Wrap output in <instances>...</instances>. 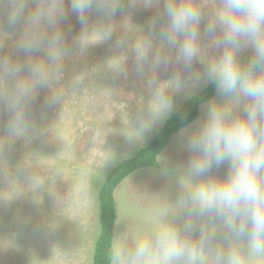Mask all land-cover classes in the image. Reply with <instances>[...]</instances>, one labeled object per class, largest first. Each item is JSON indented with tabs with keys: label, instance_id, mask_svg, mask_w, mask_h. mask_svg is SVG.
Wrapping results in <instances>:
<instances>
[{
	"label": "clouds",
	"instance_id": "obj_1",
	"mask_svg": "<svg viewBox=\"0 0 264 264\" xmlns=\"http://www.w3.org/2000/svg\"><path fill=\"white\" fill-rule=\"evenodd\" d=\"M208 6L206 0H0V49H8L0 55V115L6 114L0 160L10 186L16 184L14 195L27 191L38 200L50 181L65 179L61 169L45 175L31 166L28 152L13 167L5 160L16 140L30 144L46 131L32 114L41 92L42 112L63 106L94 72L126 77L131 60L147 92L133 118L135 134L126 137L131 143L173 115L176 94L191 97L201 83L215 86L187 132V163L170 166L159 154L154 161L161 176L176 180L175 197L146 234L116 235L112 264H264V0H210ZM138 7L155 10L145 27L131 22ZM70 15L81 25L71 46L64 29ZM92 34L100 39L85 42ZM114 34L115 55L103 68L65 79L74 49L83 56ZM170 66L175 71L163 77ZM116 163L112 151L105 166ZM91 183L84 168L74 186L86 194Z\"/></svg>",
	"mask_w": 264,
	"mask_h": 264
},
{
	"label": "rangeland",
	"instance_id": "obj_2",
	"mask_svg": "<svg viewBox=\"0 0 264 264\" xmlns=\"http://www.w3.org/2000/svg\"><path fill=\"white\" fill-rule=\"evenodd\" d=\"M206 2H209L206 11H210V0ZM154 15V9L138 7L131 13V22L145 27ZM95 19L93 15L90 22ZM119 19L118 15L117 22ZM64 29L71 46L80 34L81 25L74 15H70ZM84 39L92 43L100 37L92 34ZM114 40L115 34L112 40L98 41L83 56L74 49L73 56L65 63V79L80 71L91 73L93 69L103 68L106 60L115 55ZM7 51V48L0 49V55ZM248 55L250 51H245L242 58L246 59ZM131 67L129 60L126 77L106 69L94 72L83 88L67 94L63 106L44 112L41 104L46 93L41 92L32 107V114L46 131L35 136L30 144H25L23 139L16 140L5 160L13 167L28 152L31 153V166L45 175L61 169L65 179L50 181L48 190L42 192L38 200L27 191L14 195L16 184L13 182L10 186L3 174L5 162L0 160V264H92L94 242L99 233L98 187L114 165L105 166L103 157L107 155L108 147L122 146L117 152L120 161L146 144L162 125L148 132L142 141H134L130 148L123 147L124 142L111 144L109 141L111 137L123 135L124 131H134L131 120L141 107L143 96L147 95L145 81ZM194 68L201 66L195 64ZM173 71L175 67L170 66L166 71L162 69L161 75L167 77ZM205 85L201 83L194 93ZM186 98L183 93L176 94L173 98L176 108ZM201 106L195 120L173 134L159 154L167 158L170 166L187 163L190 154L184 144L188 130L202 116ZM5 120L6 114L0 115V132ZM84 168L92 175L86 194L78 192L74 186ZM226 169V165L222 166L220 174L223 175ZM176 190V180L161 176L158 165L142 167L128 175L114 190L117 216L112 245L118 233L133 238L146 234L158 222L159 209L168 198L175 197Z\"/></svg>",
	"mask_w": 264,
	"mask_h": 264
},
{
	"label": "trees",
	"instance_id": "obj_3",
	"mask_svg": "<svg viewBox=\"0 0 264 264\" xmlns=\"http://www.w3.org/2000/svg\"><path fill=\"white\" fill-rule=\"evenodd\" d=\"M215 86L206 84L176 108L153 137L133 155L116 163L98 188L99 233L94 242L92 264H112L109 256L116 220L114 190L128 175L142 167L155 166L158 154L167 146L173 134L179 132L199 115L200 106L215 95Z\"/></svg>",
	"mask_w": 264,
	"mask_h": 264
},
{
	"label": "crops",
	"instance_id": "obj_4",
	"mask_svg": "<svg viewBox=\"0 0 264 264\" xmlns=\"http://www.w3.org/2000/svg\"><path fill=\"white\" fill-rule=\"evenodd\" d=\"M132 122H131V126H133V120H131ZM159 129V128H158ZM157 129V130H158ZM156 133V132H155ZM154 133V134H155ZM135 133H134V131L133 132H130V133H127L126 131H124V134L122 135V134H120V135H118L117 137H111L110 139H109V141L110 142H112L111 144H121V142H124L123 143V147H125V148H130V146H132V144L134 143V142H129L128 141V139L126 138L127 136H129V135H134ZM147 133H145V135H146ZM144 135V136H145ZM153 137V136H152ZM109 141H107V144L109 143ZM122 146L121 145H119V146H110V147H108V150H107V155H104V157L103 158H105V159H107L109 156H110V154L112 153V151H114L116 154H117V152L119 151V149L121 148ZM130 157V156H129ZM102 158V159H103ZM120 160H122V159H120ZM105 162V161H104ZM103 162V163H104ZM102 163V164H103ZM102 164H100V165H102ZM115 165V164H114ZM113 165V166H114ZM112 166V167H113ZM112 167H110V169L112 168ZM88 168H90L89 166H88ZM109 169V170H110ZM108 170V171H109ZM108 171H107V173H108ZM106 173V174H107ZM133 173V172H132ZM106 176V175H105ZM105 178V177H104ZM104 180V179H103ZM103 180L101 181V183L103 182ZM101 183H100V185H101ZM99 185V186H100ZM99 188V187H98Z\"/></svg>",
	"mask_w": 264,
	"mask_h": 264
}]
</instances>
